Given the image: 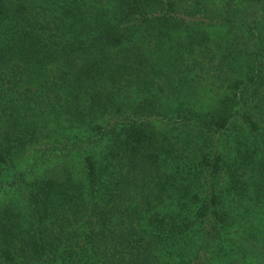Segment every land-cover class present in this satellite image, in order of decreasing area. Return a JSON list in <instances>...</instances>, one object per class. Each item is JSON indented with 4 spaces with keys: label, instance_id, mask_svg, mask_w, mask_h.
<instances>
[{
    "label": "trees",
    "instance_id": "16d2710c",
    "mask_svg": "<svg viewBox=\"0 0 264 264\" xmlns=\"http://www.w3.org/2000/svg\"><path fill=\"white\" fill-rule=\"evenodd\" d=\"M0 264H264V0H0Z\"/></svg>",
    "mask_w": 264,
    "mask_h": 264
}]
</instances>
